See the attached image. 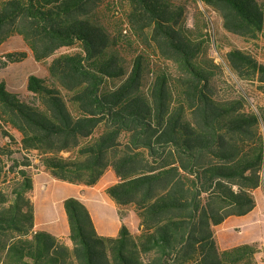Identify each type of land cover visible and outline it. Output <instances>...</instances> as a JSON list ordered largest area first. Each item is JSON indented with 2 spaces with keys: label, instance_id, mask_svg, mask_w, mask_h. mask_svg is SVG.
<instances>
[{
  "label": "trees",
  "instance_id": "16d2710c",
  "mask_svg": "<svg viewBox=\"0 0 264 264\" xmlns=\"http://www.w3.org/2000/svg\"><path fill=\"white\" fill-rule=\"evenodd\" d=\"M199 1L233 37L264 39V0ZM119 2L114 26L109 0H0V45L20 36L37 62L78 48L57 56L48 78L29 76L25 96L0 82V127L13 142L5 129L20 135L24 154L8 171L0 146V264H254L257 245L222 251L215 228L257 206L264 115L239 92L222 95L207 25L187 26L179 0ZM228 48L231 70L264 92V63ZM27 57L7 54L0 67ZM33 153L64 183L94 187L112 169L107 194L121 219L135 209L141 233L123 225L116 238L99 235L77 198L64 202L71 248L36 231Z\"/></svg>",
  "mask_w": 264,
  "mask_h": 264
},
{
  "label": "rangeland",
  "instance_id": "374dc122",
  "mask_svg": "<svg viewBox=\"0 0 264 264\" xmlns=\"http://www.w3.org/2000/svg\"><path fill=\"white\" fill-rule=\"evenodd\" d=\"M109 2H114L108 13V18L112 20L115 26L120 23L123 8L119 0H109ZM179 2L186 7L187 26L192 27L196 20H201L203 24L207 25L211 41H208L206 49L208 56L214 60L215 64L221 67L218 80H221L224 85L225 92L223 91L222 95H230L233 91L239 92L248 99L250 111L264 115V92L259 89V84L241 80L231 70L226 58L228 47L236 46L253 53L260 62L264 63V39L252 43L237 39L224 30L223 20L220 15L213 9L206 7L199 0H179ZM214 38L216 40L221 39L222 45L217 44V41L214 42ZM138 45V43L134 42L132 49L138 47ZM76 52H78V48H64L55 56L42 62H37L32 50L26 45L23 38L13 36L0 45V58H4L10 53H27L28 57L21 63L10 64L5 68L0 67V82H6L10 92L25 96L28 94L27 83L29 76L36 75L40 78H48L49 65L57 56ZM153 61L156 64L168 65L166 61L160 60L158 56H154ZM261 126V130L264 132V123ZM5 130L15 137V141H11L4 135V131L0 127V146L8 149L4 156V161L6 170L9 171L14 162L19 164L23 162L22 156L24 154H20V135L11 129ZM9 151L13 152L14 155L11 156ZM29 158L33 165L30 169L33 175L36 172L35 170L41 169V167H38L40 165L37 153L31 154ZM14 176L12 172L7 175L10 180ZM114 178L115 173L108 172L95 187L87 188L83 185L58 181L48 174L41 175L36 180L37 185L31 196L36 208L38 231H46L55 236L64 235L69 229L64 202L69 198H77L93 213L101 234L104 236L116 235L114 227L116 222L121 220L118 216L116 204L107 194V189L114 184ZM258 194L261 201L264 198V191L260 189ZM260 201L259 203L262 204L263 201ZM123 222L134 235L141 233L140 219L133 207L127 209V217ZM261 249L264 251L262 246Z\"/></svg>",
  "mask_w": 264,
  "mask_h": 264
},
{
  "label": "crops",
  "instance_id": "0c3cea01",
  "mask_svg": "<svg viewBox=\"0 0 264 264\" xmlns=\"http://www.w3.org/2000/svg\"><path fill=\"white\" fill-rule=\"evenodd\" d=\"M35 171L36 172H34L33 174L34 188L37 185L36 180L39 179L41 175L48 174L51 176V174L47 172L44 168L37 169ZM108 172H114V171L112 169H109L106 172V174ZM117 183H118V179H117V176L115 175L113 185ZM34 188H33V191L30 193L31 199H32L31 197L32 193L34 192ZM87 188H92V187H87ZM260 189L264 191V187H260L254 192L257 206L251 213H249L248 215L242 216V217H235V216L230 217L223 224L215 228V238L222 251H226V250L233 249L239 246H244V245H257L259 248V252L253 259L254 264H264V251L263 249H261V246L264 248V198L261 200L263 201V203L260 204L259 194H258ZM117 212H118V207H117ZM90 213L93 218L98 234L101 236H104L98 230L93 213L91 211ZM36 218H37V215H36ZM120 220L121 221L116 222L115 227H114L116 231V235L104 236V237L116 238L119 236L122 226L125 225V223L123 222L124 219H121L120 217ZM35 230L38 231L37 225H36ZM56 237L59 239L61 243L65 244L66 246L70 248L72 247V243L69 240V229L68 231H66V233H64V235H58Z\"/></svg>",
  "mask_w": 264,
  "mask_h": 264
},
{
  "label": "built area",
  "instance_id": "2783aa9c",
  "mask_svg": "<svg viewBox=\"0 0 264 264\" xmlns=\"http://www.w3.org/2000/svg\"><path fill=\"white\" fill-rule=\"evenodd\" d=\"M1 61H5V57L4 58H0V65H1Z\"/></svg>",
  "mask_w": 264,
  "mask_h": 264
}]
</instances>
